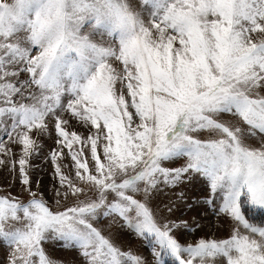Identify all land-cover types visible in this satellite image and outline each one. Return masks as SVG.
Returning a JSON list of instances; mask_svg holds the SVG:
<instances>
[{"label":"snow or ice","instance_id":"1","mask_svg":"<svg viewBox=\"0 0 264 264\" xmlns=\"http://www.w3.org/2000/svg\"><path fill=\"white\" fill-rule=\"evenodd\" d=\"M0 165L20 184L0 193L2 264H63L56 242L81 264H264V0H0ZM197 178L216 224L187 240L205 225L174 212L197 198L160 196Z\"/></svg>","mask_w":264,"mask_h":264},{"label":"rangeland","instance_id":"2","mask_svg":"<svg viewBox=\"0 0 264 264\" xmlns=\"http://www.w3.org/2000/svg\"><path fill=\"white\" fill-rule=\"evenodd\" d=\"M54 135L55 134L53 133V137ZM33 136H35V132H33ZM36 138L41 142L42 147L39 156L34 155L29 159V164L31 165V167L28 169L29 175L33 181L39 180L42 185L46 186L49 189V195H51L52 193L50 189L53 183L58 181V178L54 177V166L50 162V159H46V157L50 155V150L55 148L54 139L49 137ZM14 151L15 159L18 160L19 148L17 147ZM70 159V157L66 156L59 162L62 165H68ZM18 167L19 165L17 164V171ZM14 177L15 174L11 171L10 167L0 165V193L13 192V194H15L20 191L19 180L14 179ZM33 186H35V184H33ZM204 187L205 185L202 178H197L191 184L187 185L186 188L173 190L165 189L164 193L160 196L161 202L168 203L169 200L175 199L173 192L185 190L188 192L190 197L197 198V203L193 209L188 210L187 208H182L181 210L174 212L175 216H179L181 219L187 220L189 224H191L193 218H195L198 223L205 225V227L197 229L194 234L186 235L185 239L187 240H194L202 235H205V233L211 235L212 233L209 232L206 226L210 223L212 225L216 224V218L211 215L210 209L198 202ZM197 209L201 213L200 216L197 215ZM201 216H203V219H201ZM108 225H111V227L109 228ZM98 226H101L105 229V234L114 235L117 239V242L120 243L125 249L130 248L135 252L142 253L149 260L152 259L150 250L146 246L143 238L135 236V234L129 231L126 227H122V222L119 218L113 221L111 218L102 217ZM215 235L217 238H224L226 232L223 228H221L216 231ZM46 247L48 248L52 258L62 261L63 264H81V257L75 249L60 247L59 242L50 243ZM3 260L4 256L0 254V264H2ZM168 264H171V258H168Z\"/></svg>","mask_w":264,"mask_h":264}]
</instances>
